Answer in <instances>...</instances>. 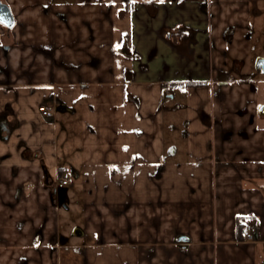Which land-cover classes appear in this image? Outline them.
Returning <instances> with one entry per match:
<instances>
[{
	"label": "crops",
	"instance_id": "crops-1",
	"mask_svg": "<svg viewBox=\"0 0 264 264\" xmlns=\"http://www.w3.org/2000/svg\"><path fill=\"white\" fill-rule=\"evenodd\" d=\"M1 1L15 24L0 22V264H264L249 82L235 115L214 109L233 83L227 50L264 0ZM177 91L185 154L167 140ZM59 188L68 211L79 198L84 243L61 235Z\"/></svg>",
	"mask_w": 264,
	"mask_h": 264
},
{
	"label": "rangeland",
	"instance_id": "rangeland-1",
	"mask_svg": "<svg viewBox=\"0 0 264 264\" xmlns=\"http://www.w3.org/2000/svg\"><path fill=\"white\" fill-rule=\"evenodd\" d=\"M253 9L254 10L256 9V11H253ZM229 34L231 35V33ZM242 35L246 44L243 46L242 50H240L241 48L239 49V47L235 48L232 46V48L230 49L231 53L228 54V57H230L229 64L231 65L230 68L236 67L238 69V67L241 66L242 59L246 58L247 60L248 63L247 70L248 73L250 74L249 80H252L253 83L252 84L253 92H250L249 90L250 85H247L246 88L249 91L248 94H249V98L251 99L249 102L248 101L246 102L248 103L246 105L247 107L246 110H248L249 112H251L252 110V113L254 115L256 113V110L259 108V106L261 104L264 105V75L254 70L255 61L258 58H264V1L258 2L255 5V7H252V12L250 15H248V24L246 30L245 32H243ZM229 38L232 39L231 37ZM242 44H244V42ZM243 71H245V69ZM237 75L239 74L235 72L233 76L237 77ZM231 82H233L231 86H229V88L231 89L225 90L220 95V101L215 102L214 105L215 112L216 114L219 115V117L217 118L219 122H221V119L224 118L227 112L232 111L230 115L232 114L235 115L236 111H238V108L241 106V104H243L244 97L245 96L247 97V95H244V92L241 96L243 88L242 85L240 84L241 81L239 79L233 81L231 80ZM184 93L185 91H177L175 100L168 99L167 102L168 113L177 111L178 117L176 118L177 121L176 133L171 132L170 127H168L169 122L171 120L169 118L170 114H167L168 126H166V130L168 134L167 136L168 142H171L173 140L176 141L177 147L183 150V154H185L186 148L184 147L187 144V140L185 138L186 132L190 130V126H188V119H189L188 116L190 115L189 112L190 109L187 107L188 104L185 101L186 96ZM239 98H241V100H239ZM220 116H222V118H220ZM256 119L257 121H255V124H253V127L254 128L258 126L261 128L264 127V120L260 118H256ZM231 123L232 125H230L229 122L225 123L226 124L225 126L236 127L237 125L239 126V124H241L239 122H234V121H232ZM218 139L221 138H219L218 136ZM71 190L72 188L69 189V194ZM78 202H79V198L77 197V195L76 196L71 195V199L68 205L69 211L65 208H63L64 210L61 211V218H60L61 235L72 243H84L85 241H87L86 237L83 239L73 236L74 230L76 228L82 227L83 224L81 206ZM62 236H60L61 239H63Z\"/></svg>",
	"mask_w": 264,
	"mask_h": 264
},
{
	"label": "water",
	"instance_id": "water-1",
	"mask_svg": "<svg viewBox=\"0 0 264 264\" xmlns=\"http://www.w3.org/2000/svg\"><path fill=\"white\" fill-rule=\"evenodd\" d=\"M0 16L3 17V20L0 22L5 24L9 29H12L14 24H15L14 17L12 16V13H11L8 5L3 3L1 0H0ZM261 64H262V66H260ZM256 68L258 71H261L264 74V58H258L256 60ZM263 111H264V107H262L260 109L261 113H263ZM4 120H5V116H0V121H4ZM2 124L3 123L0 124V127L4 128V126ZM56 193H57V200H58L59 206H61L63 208H67V202H68L67 189L66 188H59ZM181 241L186 242L185 239L181 240Z\"/></svg>",
	"mask_w": 264,
	"mask_h": 264
},
{
	"label": "flooded vegetation",
	"instance_id": "flooded-vegetation-1",
	"mask_svg": "<svg viewBox=\"0 0 264 264\" xmlns=\"http://www.w3.org/2000/svg\"><path fill=\"white\" fill-rule=\"evenodd\" d=\"M232 46V45H231ZM232 47H229L228 48V50H227V63H228V69H227V75H224L223 77H224V79H229V81H233V80H237V79H239V80H241V81H247V82H249V90H250V92H253V90H252V80H249L250 79V74L248 73V70H247V72L246 73H244V74H239V72H238V69H234V67L233 68H231V69H229V62H230V57H228V54H230L231 53V51H230V49H231ZM236 48V47H235ZM238 54V53H237ZM245 64V61H241V65H244ZM260 66H262V64L260 65ZM247 67H248V63H247V66H246V69H247ZM254 70L256 71V72H258V73H260V74H263L261 71H258L257 70V68H256V61H255V66H254ZM235 72L236 73H238L239 75H237V77H239V78H237L236 76H233L234 74H235ZM242 73V72H241ZM264 75V74H263ZM229 76V77H228ZM228 81V80H227ZM255 92V91H254ZM262 107H264V105L263 104H261L260 106H259V108L256 110V113L254 114V115H252L251 116V119H254V118H264V111H263V113H261L260 112V109L262 108Z\"/></svg>",
	"mask_w": 264,
	"mask_h": 264
},
{
	"label": "built area",
	"instance_id": "built-area-1",
	"mask_svg": "<svg viewBox=\"0 0 264 264\" xmlns=\"http://www.w3.org/2000/svg\"><path fill=\"white\" fill-rule=\"evenodd\" d=\"M39 110L44 116H46L48 118L52 117V113L49 110H47L45 107L42 106L39 108ZM67 183H68L67 181H62L63 185H67ZM240 232H241V235L244 238H246L247 240H254L255 239V237L251 233V227L242 228Z\"/></svg>",
	"mask_w": 264,
	"mask_h": 264
},
{
	"label": "trees",
	"instance_id": "trees-1",
	"mask_svg": "<svg viewBox=\"0 0 264 264\" xmlns=\"http://www.w3.org/2000/svg\"><path fill=\"white\" fill-rule=\"evenodd\" d=\"M245 44H243V46H244ZM239 50V49H238ZM192 86H194V87H203L204 86V84H198V83H195V84H191ZM189 86V85H188Z\"/></svg>",
	"mask_w": 264,
	"mask_h": 264
},
{
	"label": "snow or ice",
	"instance_id": "snow-or-ice-1",
	"mask_svg": "<svg viewBox=\"0 0 264 264\" xmlns=\"http://www.w3.org/2000/svg\"><path fill=\"white\" fill-rule=\"evenodd\" d=\"M3 20V17L2 16H0V21H2Z\"/></svg>",
	"mask_w": 264,
	"mask_h": 264
}]
</instances>
